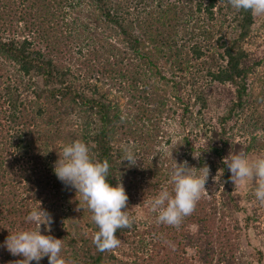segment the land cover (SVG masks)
<instances>
[{
	"label": "trees",
	"instance_id": "16d2710c",
	"mask_svg": "<svg viewBox=\"0 0 264 264\" xmlns=\"http://www.w3.org/2000/svg\"><path fill=\"white\" fill-rule=\"evenodd\" d=\"M258 18L227 0H0V264L23 259L2 245L35 230L31 210L51 215L64 203L82 213L66 231L55 217L61 256L123 264L115 252L135 220L117 231L118 248L98 251L92 213L54 166L65 145L81 140L94 160H108L115 187L126 177L121 147L130 144L141 169L132 186L155 197L173 187L172 170L158 166L169 118L179 140H166L168 151L177 163L210 168L207 192L178 227L154 222L123 254L131 264H264L256 185L235 187L223 163L230 153L264 157V53L245 49Z\"/></svg>",
	"mask_w": 264,
	"mask_h": 264
},
{
	"label": "clouds",
	"instance_id": "9594fccd",
	"mask_svg": "<svg viewBox=\"0 0 264 264\" xmlns=\"http://www.w3.org/2000/svg\"><path fill=\"white\" fill-rule=\"evenodd\" d=\"M237 12L248 11L253 16H264V0H227ZM120 164L127 162V167L137 166L138 157L133 151V145L121 147ZM59 156V155H58ZM229 169L230 181L236 186L255 181V197L264 205V157L250 160L242 152L230 153L223 159ZM110 164L93 159L91 148L81 140H75L62 148L54 174L66 186H70L80 194L82 202L92 213V220L98 227L94 243L98 251H112L121 245L116 233L122 228H131L134 218L127 210L129 197L122 183L113 187L108 180ZM219 171L213 181L220 182ZM172 189L161 190L150 201L151 211L157 213V222L178 227L182 220L191 215L202 195L206 191L210 168L205 165L197 170L190 167L187 161L177 163L174 160L171 172ZM26 221L35 225V230H24L9 234L2 245L7 251L23 259L14 264H36L47 257L49 264H75V261L61 256L63 240L52 235L41 234V225L51 232L52 216L41 206L29 212Z\"/></svg>",
	"mask_w": 264,
	"mask_h": 264
},
{
	"label": "rangeland",
	"instance_id": "374dc122",
	"mask_svg": "<svg viewBox=\"0 0 264 264\" xmlns=\"http://www.w3.org/2000/svg\"><path fill=\"white\" fill-rule=\"evenodd\" d=\"M253 36L254 37H252L251 42H249L245 45V49L250 51V53H252L254 56L261 57L264 53V16H259L258 25H256L254 27ZM259 71H261V68H259ZM170 106H171L173 111L175 108H177V106L173 105L172 103L168 105V107H170ZM171 113H172V111H171ZM163 123H164V126H163V129H164L163 133L164 134L162 135V139H161L162 144H161L160 150H162L161 153H164V155L159 156L160 158H158V166L162 167V168L168 167L169 171H170V170H172V166L174 164L175 159H173V156H171L170 152L168 151V146L166 147L165 142H166V140L169 139V140H171L172 144H175L179 140V137L177 135L178 128H177V124L171 122V118L163 120ZM191 125L193 127V124H191ZM237 134H239V132H237ZM241 135H242V133L239 136L238 135L237 136L241 137ZM179 162H180V158H179ZM139 165H140V163L137 162V166L127 167V162L126 161L124 162V175H126V177H123L122 183L125 187L126 194L129 197L127 210H129L130 214L133 215V218L136 222V225L138 226V229L132 233V236L131 235L129 236L131 238V239H129L130 240L129 243L130 242L132 243V241H133V243L138 242L139 238H141V237L143 238V234L150 227L149 225L154 223V222L155 223L157 222V219H156L157 213L152 212L151 206H150V201L152 200V198H154V196L147 193V192L144 194L143 191H139V192L135 191L133 186H132V181H133L134 177L136 178V181L138 183L141 182V179H140L141 176L139 174L141 169H140ZM188 165H189V163H188ZM194 165H195V163H194ZM135 174H137V175L135 176ZM129 183H131V184L129 185ZM142 184H143V182H142ZM254 184H255V181H254ZM245 185H246L245 189H247L248 188V181L245 183ZM240 186L244 187V184H241ZM75 198H77L79 201H81L80 194L76 193ZM263 209H264V206H263ZM81 213H82V211L80 212L79 208H74L72 206H69L67 203H64L60 207L58 212L51 214V216L53 218V222L55 221V217H59L60 218L59 223L61 225H63L62 228H63V230L66 231V230H68V220H70V221L76 220L78 217V214H81ZM259 215H260V221H263L264 216L260 212H259ZM52 224L50 226L51 232H47L43 225H41V229L44 232H46L47 234H52V236L55 237V233L53 232L54 229H53ZM262 242L264 243V235H262ZM129 243H124L122 245V247L119 248L120 251L116 250V252H115V255L119 259H122L123 264H125V263L131 264L132 261L134 260V258L126 257V255L123 254V253H126V254L130 253V248H128ZM250 250H251V248H247V246L244 245V242H242V246H241V250H240L239 255L242 256L243 260H245V261L249 260L250 253L252 251V250L251 251Z\"/></svg>",
	"mask_w": 264,
	"mask_h": 264
}]
</instances>
